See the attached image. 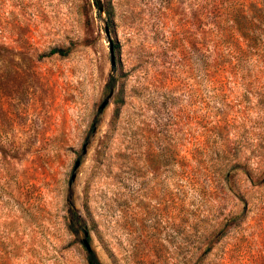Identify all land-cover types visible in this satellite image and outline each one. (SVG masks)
I'll return each instance as SVG.
<instances>
[{"label":"rangeland","instance_id":"obj_1","mask_svg":"<svg viewBox=\"0 0 264 264\" xmlns=\"http://www.w3.org/2000/svg\"><path fill=\"white\" fill-rule=\"evenodd\" d=\"M251 2L0 0V264H264Z\"/></svg>","mask_w":264,"mask_h":264},{"label":"trees","instance_id":"obj_2","mask_svg":"<svg viewBox=\"0 0 264 264\" xmlns=\"http://www.w3.org/2000/svg\"><path fill=\"white\" fill-rule=\"evenodd\" d=\"M227 1L229 3H231L232 1L236 2V1H239V0H227ZM252 5H255V6H252ZM249 6L253 7L254 9H256L258 11L259 15L264 13V2H263V0H252V2L250 3ZM226 9H227L226 17H228V16L231 17L230 19H228L231 22V25L228 26L227 29L220 30L222 33H227L228 31L231 32V31H233V29H237V27H239V24L235 22L237 20V16H238L237 15L238 14L237 13V9H236L235 5L231 3V4H229V6L226 7ZM241 14H242V16H240V15L239 16L241 17V20H242L243 24L240 25V27H241L240 31H241V33H244L246 38L249 39L250 36L248 34H250V28L248 26L249 25L253 26L252 21L254 22V20L249 21V20H247L248 17H247L246 14L243 15V12ZM260 19H262V18H260ZM244 20H246L245 21L246 22V26H244V23H245ZM255 21L257 22L255 24H259L261 27L264 26V24H263L264 22H261L259 19H256ZM261 24H263V26ZM254 26L256 27V25H254ZM258 29H260V27H258ZM251 33H253V35H255L256 31H251ZM55 53H58L60 55H65L62 50H58V49H53L50 52V54H55ZM88 262H89V264H98L93 252H89L88 253Z\"/></svg>","mask_w":264,"mask_h":264},{"label":"water","instance_id":"obj_3","mask_svg":"<svg viewBox=\"0 0 264 264\" xmlns=\"http://www.w3.org/2000/svg\"><path fill=\"white\" fill-rule=\"evenodd\" d=\"M98 3V7H99V10L100 12H102V6L100 4L99 1H97ZM105 33H106V36H109L108 35V30L105 28ZM109 53H110V64H111V67H115V57H114V50H113V46H112V43H110V47H109ZM106 106V102H103L102 105L100 106V109H103L104 107ZM79 166V163L77 162L75 164V169L78 168ZM74 176H72L71 179H73ZM85 238L82 240V243L84 245V247L86 248L87 252H91V249H90V246L88 244V240H87V233L84 234Z\"/></svg>","mask_w":264,"mask_h":264}]
</instances>
